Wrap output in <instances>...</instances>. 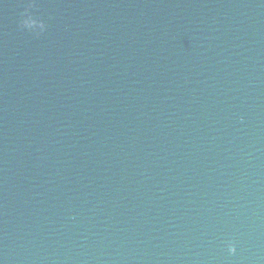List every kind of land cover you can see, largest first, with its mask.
I'll return each instance as SVG.
<instances>
[{"label":"water","instance_id":"obj_1","mask_svg":"<svg viewBox=\"0 0 264 264\" xmlns=\"http://www.w3.org/2000/svg\"><path fill=\"white\" fill-rule=\"evenodd\" d=\"M27 2L0 0V261L264 264V2L32 0L39 35Z\"/></svg>","mask_w":264,"mask_h":264},{"label":"clouds","instance_id":"obj_2","mask_svg":"<svg viewBox=\"0 0 264 264\" xmlns=\"http://www.w3.org/2000/svg\"><path fill=\"white\" fill-rule=\"evenodd\" d=\"M264 2V0H262ZM37 5L32 2V0H28L26 3L23 12L21 13V18L19 21L20 27L31 32L34 34L39 35L40 32L44 31L46 29V25H44L41 22L40 16H38L36 13L30 11L33 8H36ZM37 24L40 25L39 28H37ZM228 251L229 253H235L236 252V246L234 243L229 242L228 245ZM0 264H3L2 261H0Z\"/></svg>","mask_w":264,"mask_h":264}]
</instances>
